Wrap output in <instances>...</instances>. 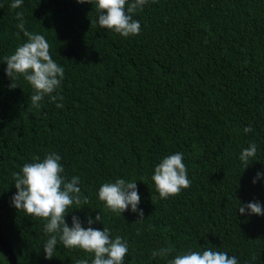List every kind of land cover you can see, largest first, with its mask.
Wrapping results in <instances>:
<instances>
[{
    "label": "trees",
    "instance_id": "1",
    "mask_svg": "<svg viewBox=\"0 0 264 264\" xmlns=\"http://www.w3.org/2000/svg\"><path fill=\"white\" fill-rule=\"evenodd\" d=\"M12 2L0 0V264L94 258L58 242L46 259V221L11 204L13 173L52 152L67 180L80 178L81 199L88 198L69 207V227L73 215L87 228L88 218L101 214L103 223L91 227L127 241L123 264H167L207 248L238 264H264V216L239 212L249 202L264 205V177L253 184L264 172V0H148L133 16L140 33L127 38L101 28L91 3L23 0L12 9ZM17 12L64 68L53 93L62 101L45 96L33 107L34 90L23 76L9 87L3 58L27 41ZM251 143L257 153L245 169L239 156ZM177 152L191 184L161 199L151 177ZM117 179L137 182L142 220L131 206L118 214L99 200L100 186ZM169 246L166 259L152 258Z\"/></svg>",
    "mask_w": 264,
    "mask_h": 264
},
{
    "label": "clouds",
    "instance_id": "2",
    "mask_svg": "<svg viewBox=\"0 0 264 264\" xmlns=\"http://www.w3.org/2000/svg\"><path fill=\"white\" fill-rule=\"evenodd\" d=\"M78 3H91L95 6L98 16L96 23L107 30L127 38L130 35H138L141 31V24L133 16L137 11H142L148 0H77ZM23 0H13L10 4L12 9L20 8ZM3 7V5H0ZM16 19L19 23L16 27L23 32L27 41L19 45L13 54L5 56L6 74L11 79V89L17 87L13 82L19 76L31 85L34 94L31 95V103L35 108L41 107V101L45 96L50 97L51 102L57 99L62 101V95H53L61 87L64 78V68L53 60L50 55V45L43 35L29 32L25 28L22 12H17ZM94 22L92 21V24ZM19 35V33H18ZM62 108V103H57ZM244 133L252 131L251 126L243 129ZM257 145L251 143L243 149L239 159L245 169L249 167L250 158H255ZM35 162L25 163L21 171L13 173V179L17 192L12 196L11 204L16 210L25 212L28 216L42 218L46 221L44 231L49 239L44 243L46 259H52L58 242L65 248H79L94 258L78 259L75 264H123L129 251L126 240L120 236L111 238L110 229L104 227L99 230L91 227L95 222H102L101 214H97L95 221L89 217L88 225L85 228L79 217L72 216V226L66 222L68 209L73 204H88V198L81 199L79 187L80 178L73 176L67 180L63 175L64 167L60 163L59 154L48 153L43 160L34 158ZM183 153L177 152L168 155L155 166L151 179L154 181L155 189L161 199L175 196L182 189L190 186L187 168L183 162ZM264 177V172H257L253 184ZM144 178H141L143 181ZM99 200L114 213H124L131 206L133 213H138L139 220L144 218V212L138 206L141 202L137 182H127L124 179H117L115 182H107L100 186L98 191ZM240 214L264 216V205L259 201L249 202L239 207ZM138 220V221H139ZM172 252L171 246L153 250L152 258H167ZM255 259V257H253ZM167 264H238L235 256H229L226 252L214 251L207 248L202 253L187 251L178 254L173 259H168Z\"/></svg>",
    "mask_w": 264,
    "mask_h": 264
}]
</instances>
